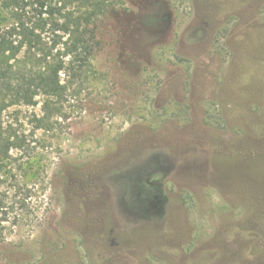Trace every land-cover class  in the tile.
I'll return each mask as SVG.
<instances>
[{"label": "rangeland", "instance_id": "rangeland-1", "mask_svg": "<svg viewBox=\"0 0 264 264\" xmlns=\"http://www.w3.org/2000/svg\"><path fill=\"white\" fill-rule=\"evenodd\" d=\"M97 32L45 128L0 91L35 189L0 264H264V0H121Z\"/></svg>", "mask_w": 264, "mask_h": 264}, {"label": "trees", "instance_id": "trees-1", "mask_svg": "<svg viewBox=\"0 0 264 264\" xmlns=\"http://www.w3.org/2000/svg\"><path fill=\"white\" fill-rule=\"evenodd\" d=\"M24 1L0 0V28L7 29L0 36V60L4 63L0 62V91L25 106H35L36 98L44 96V114L38 121L40 128H45L51 120V101L63 99L69 88L62 83V72L74 77L88 73L101 49L98 22L121 0H37L42 12L35 19L27 18ZM31 4L37 6L35 1ZM44 30L52 34L47 42ZM7 34L16 36L17 46ZM24 49L19 67L10 65ZM28 144L24 134L0 121V241L7 224L12 220L17 224L19 212L29 208V199L35 194L30 186ZM14 150L21 156L14 157Z\"/></svg>", "mask_w": 264, "mask_h": 264}]
</instances>
